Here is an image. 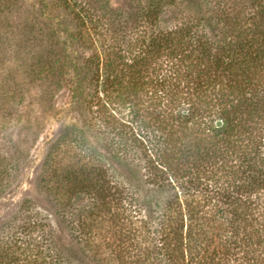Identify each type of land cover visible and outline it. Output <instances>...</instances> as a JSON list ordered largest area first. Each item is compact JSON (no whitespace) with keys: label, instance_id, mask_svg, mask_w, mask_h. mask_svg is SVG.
Masks as SVG:
<instances>
[{"label":"trees","instance_id":"obj_1","mask_svg":"<svg viewBox=\"0 0 264 264\" xmlns=\"http://www.w3.org/2000/svg\"><path fill=\"white\" fill-rule=\"evenodd\" d=\"M55 1L26 73L69 87L72 122L2 221L0 264H264V0ZM13 163L0 150V196Z\"/></svg>","mask_w":264,"mask_h":264},{"label":"rangeland","instance_id":"obj_2","mask_svg":"<svg viewBox=\"0 0 264 264\" xmlns=\"http://www.w3.org/2000/svg\"><path fill=\"white\" fill-rule=\"evenodd\" d=\"M99 1L95 2L96 7L106 3V10L114 14L128 11L131 8L127 6L128 2L136 4L135 0ZM62 17L66 14L55 0H0V150L9 164L15 160L18 162L16 166L21 172L0 196V240L3 237L9 240L12 235L2 228V221L13 213L24 196L36 195L34 178L40 174L48 142L54 139L63 125L72 122L73 115L67 111L69 87L64 86L60 91L52 89L48 95H43L46 82L36 76L32 79L26 73L30 61V51L25 44L27 29L37 19L39 22L49 20L54 29L60 28ZM70 19L68 16L67 21ZM33 51L37 50L34 48ZM70 157L63 151L58 156L61 159L58 165L76 164V159ZM119 205L124 208L123 212L118 211L119 215L125 209L136 210L134 205L129 208L125 202ZM134 225L138 226V223ZM78 263L86 264L80 259Z\"/></svg>","mask_w":264,"mask_h":264}]
</instances>
